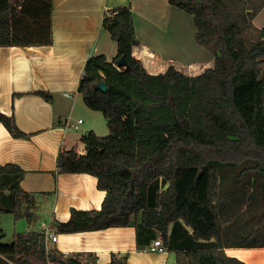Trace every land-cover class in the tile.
<instances>
[{
  "label": "trees",
  "instance_id": "1",
  "mask_svg": "<svg viewBox=\"0 0 264 264\" xmlns=\"http://www.w3.org/2000/svg\"><path fill=\"white\" fill-rule=\"evenodd\" d=\"M169 2L193 16L214 66L197 76L174 65L151 74L133 55L131 7L106 13L102 26L117 53L89 57L79 92L104 114L110 135L86 132L85 153L73 147L58 156L60 172L96 176L106 196L99 210L72 209L56 231L134 225L138 245L160 235L176 264H247L225 248H264V26L253 22L264 0ZM52 11V0H0V46L52 44ZM101 81L106 91L96 87ZM0 122L28 137L13 115L0 112ZM25 173L0 164V214L31 222L37 201L21 187ZM83 256L48 250L45 231L16 232L0 244V264H95ZM109 264L128 262L113 255Z\"/></svg>",
  "mask_w": 264,
  "mask_h": 264
},
{
  "label": "crops",
  "instance_id": "2",
  "mask_svg": "<svg viewBox=\"0 0 264 264\" xmlns=\"http://www.w3.org/2000/svg\"><path fill=\"white\" fill-rule=\"evenodd\" d=\"M52 1V44L0 46V112L13 115L18 127L28 134V137H14L0 122V164L20 165L26 171L21 187L36 193L35 208L42 207L48 212L40 226L33 227L23 218L26 220L23 233L43 232L48 226L57 230L55 222L68 221L72 209L102 207L106 191L98 188L97 177L60 172L58 156L60 151L73 147L85 153L83 143L79 147L68 142L70 129L64 127L62 119L71 115L78 105L79 97L75 93L79 91L89 57L102 53L112 60L117 53L116 42L102 26L106 13L131 7L138 39L133 55L151 74L164 73L171 65L183 73L192 72V68H198L199 55H205L204 47L200 46L195 49L196 57H183L184 30L188 27V31H194L196 26L191 14L171 5L169 0ZM138 17L145 23L141 28L136 21ZM253 22L257 27L264 26V8ZM205 58L207 65L214 66L215 56L213 60L211 54ZM182 59L187 64L182 66ZM40 92L51 94V100H46ZM56 234L57 241L47 239L48 250L66 255L84 254V261L95 264H109L113 255L126 257L128 264H176L175 252L165 245L162 251H151L150 245L156 238L138 245L134 225L77 233L56 231ZM225 251L247 264H264V248L227 247ZM88 254L92 256L87 257Z\"/></svg>",
  "mask_w": 264,
  "mask_h": 264
},
{
  "label": "rangeland",
  "instance_id": "3",
  "mask_svg": "<svg viewBox=\"0 0 264 264\" xmlns=\"http://www.w3.org/2000/svg\"><path fill=\"white\" fill-rule=\"evenodd\" d=\"M16 1V0H14ZM184 11V10H183ZM185 13V12H184ZM186 15V13H185ZM137 17V16H136ZM189 17H192L191 15ZM137 24L143 27L144 21L140 19L139 17L136 18ZM260 23V22H259ZM189 30L190 28L187 27ZM187 29L184 30V33L182 35L183 42L185 45L184 51V58H193L197 56V53H195L196 47H204V54L203 56L199 55L197 58L198 60V68L194 67L192 68V72L189 70H185L186 72L184 74L189 76H197L201 73H203L207 68H211L213 64H208V59L205 58L208 55L211 54V57L214 59V52L211 46H206L200 44L196 39V28L194 31ZM207 55V56H206ZM111 56V55H109ZM179 57V58H183ZM205 58V59H204ZM185 59H182L180 62L182 66L184 64H187V62L184 61ZM203 67V69L201 68ZM186 68V67H184ZM76 97H79V102L77 107L74 109V111L69 115L67 118L70 120L71 123L78 125V128H72L70 129V138L69 143L70 144H78L79 147L82 146V143L78 139L79 136H81L83 133H86L88 130H94L99 136L106 137L110 135V129L108 127V121L104 114L100 111L92 110L90 109L84 102L83 97L78 96L79 91L76 90ZM79 119L82 120V123H79ZM42 207L32 208V214L34 215L32 217V222H28L34 226L41 225L42 220H44V217H48V212L41 209ZM43 211V212H42ZM26 224L25 219H15V215L13 213H1L0 214V244H11L15 240V233L20 231L23 232L24 225Z\"/></svg>",
  "mask_w": 264,
  "mask_h": 264
},
{
  "label": "built area",
  "instance_id": "4",
  "mask_svg": "<svg viewBox=\"0 0 264 264\" xmlns=\"http://www.w3.org/2000/svg\"><path fill=\"white\" fill-rule=\"evenodd\" d=\"M64 95L72 96L70 93H64ZM78 122L82 123V120L79 119ZM62 124L64 125V127L68 128V129H72V128L77 129L78 128V125L71 123L68 118L62 119ZM45 234H46V239H49L53 242L57 241V239H58L57 234H56V229L53 226L46 227ZM150 249L153 252L164 250V242H163L162 238L161 237L156 238L151 243Z\"/></svg>",
  "mask_w": 264,
  "mask_h": 264
},
{
  "label": "water",
  "instance_id": "5",
  "mask_svg": "<svg viewBox=\"0 0 264 264\" xmlns=\"http://www.w3.org/2000/svg\"><path fill=\"white\" fill-rule=\"evenodd\" d=\"M125 64V59L121 58L119 61V65H124ZM98 89L102 90V91H106L107 90V84L105 81H101L97 84L96 86Z\"/></svg>",
  "mask_w": 264,
  "mask_h": 264
}]
</instances>
